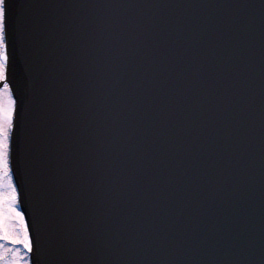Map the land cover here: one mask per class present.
Wrapping results in <instances>:
<instances>
[{
  "label": "rangeland",
  "instance_id": "rangeland-1",
  "mask_svg": "<svg viewBox=\"0 0 264 264\" xmlns=\"http://www.w3.org/2000/svg\"><path fill=\"white\" fill-rule=\"evenodd\" d=\"M1 17L0 8V54L4 45ZM4 68L0 60V83H3L5 76ZM10 93L8 86L3 83L0 86V264H32L28 254L29 234L23 214L16 209V191L7 166L8 129L14 114ZM8 241L12 244L9 245Z\"/></svg>",
  "mask_w": 264,
  "mask_h": 264
},
{
  "label": "water",
  "instance_id": "water-1",
  "mask_svg": "<svg viewBox=\"0 0 264 264\" xmlns=\"http://www.w3.org/2000/svg\"><path fill=\"white\" fill-rule=\"evenodd\" d=\"M262 48L264 49V45H262ZM240 61L243 62V60L241 59ZM13 66H14L13 67L14 80L19 88L21 89L24 88L22 90L24 91L27 89L26 88L27 82L21 74V68L15 63H13ZM239 188H241V184H238L237 186H233L234 192L238 193V191L240 190ZM224 199L225 197L222 200L217 199L215 203H222ZM242 200H248V199L243 197ZM255 215H257V217H255L254 220L256 224H259L260 220L258 218V213L255 212ZM244 233L245 235L243 236L239 235L237 239H228L233 243L234 246L235 245L238 246L239 242L241 244H244L242 247L238 246L239 249L235 253H233L232 262L233 263L247 262V264H257L255 260H257V258L260 256H264V251H262V248L264 246V241H263L264 230L260 227H255L254 229H250L248 231L244 230ZM233 234H237V232L234 231ZM70 254L72 256H76L73 258V261H72ZM223 256L225 257V255ZM62 258L65 260V263H68V264H91L88 261V255H86L85 253L76 251V250L74 252L65 253L64 255H62Z\"/></svg>",
  "mask_w": 264,
  "mask_h": 264
},
{
  "label": "bare ground",
  "instance_id": "bare-ground-1",
  "mask_svg": "<svg viewBox=\"0 0 264 264\" xmlns=\"http://www.w3.org/2000/svg\"><path fill=\"white\" fill-rule=\"evenodd\" d=\"M8 52H10V50H9ZM12 78L14 79V74H13V70H12Z\"/></svg>",
  "mask_w": 264,
  "mask_h": 264
}]
</instances>
